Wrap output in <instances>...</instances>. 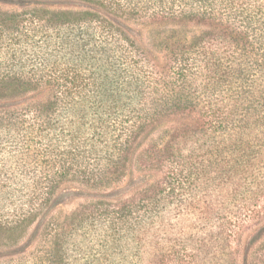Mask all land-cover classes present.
Wrapping results in <instances>:
<instances>
[{
    "label": "trees",
    "instance_id": "1",
    "mask_svg": "<svg viewBox=\"0 0 264 264\" xmlns=\"http://www.w3.org/2000/svg\"><path fill=\"white\" fill-rule=\"evenodd\" d=\"M81 1L115 13H148L153 20L201 13L202 25L210 28L214 24L220 32L215 37L206 29L188 40L173 42L166 83L169 91L176 93L173 98L164 102L154 98L161 91L157 82L162 78L152 70L134 84L130 102L122 103L118 94L130 84L116 80L124 65L119 54L138 50L134 44L130 48L123 43L111 22L88 9H0V100L42 86L57 89L53 99L0 111L1 150L18 155L21 163L15 167L23 178L19 182L21 195L0 199V264L23 256L30 244L22 239L49 207L61 181L109 184L127 166L148 128L167 115L190 122L183 121L161 146L149 144L135 154L142 162L158 167L160 179L140 196L89 203L61 222L49 221L42 240L51 247L41 252L40 262L68 264V248L78 246L72 239L77 231L86 245L103 237L89 238V232L97 235L101 230L115 240L122 228L130 227L139 231V241L153 237L157 242L160 232H167L168 227H185L180 217L188 213L183 214L181 207L184 212H198V220L213 227L230 228L243 223L244 217L253 221L264 218V34L239 31L238 24L223 21L221 14L211 20L213 0ZM197 3L199 6H194ZM244 4L222 1L221 9L238 15ZM244 19L247 25L260 20L253 13ZM62 54L75 58L74 67L68 68L69 58L60 60L66 57ZM88 63H102V83L81 76L80 67ZM88 95L100 102L101 115L89 118L83 112V103L90 101ZM112 110H117L114 116ZM124 110L131 112L126 125L115 117ZM115 124L121 132L110 142L114 154L108 157L106 150L107 160L98 159V151L109 147L103 139L106 130ZM36 145L44 146L43 154L37 147L35 153ZM92 154L96 158L92 159ZM39 155L43 160L37 167L27 159ZM94 160L96 165L90 163ZM6 184L0 179V190L9 191ZM229 206L234 212L226 217L224 211ZM241 211L249 216L241 218ZM230 236L226 234V239ZM183 258L180 256L177 264H182Z\"/></svg>",
    "mask_w": 264,
    "mask_h": 264
},
{
    "label": "rangeland",
    "instance_id": "2",
    "mask_svg": "<svg viewBox=\"0 0 264 264\" xmlns=\"http://www.w3.org/2000/svg\"><path fill=\"white\" fill-rule=\"evenodd\" d=\"M227 0H213L211 6L213 11L211 20L215 21L222 15V20L227 21L229 24L239 25V31L247 32L254 35L264 34L262 24L264 22V0H237L246 3L238 8V11L244 7V11L237 15L234 12L229 14L221 9V2ZM40 6L50 9H70V10H92L98 12L105 20L111 22L114 27L121 34L124 44H128L130 48L137 47L138 52L132 53L124 50L125 53L119 54L123 62L122 76L116 78L119 84L129 82L130 86L126 84V88L122 89L121 95L118 97L122 103H128L131 97H134V84L144 80L146 71L154 70L160 73L161 81L158 80L157 85L161 91L155 93L153 96L160 101H166L175 96V92L169 91L167 86L169 74V48L173 42L177 40H188L189 38L200 34L206 29H210L213 36H218L220 32L219 26L211 24V27L202 25L200 20L201 13H190L182 16H168V19H150L148 13H139L140 11L129 10L126 12H111L96 4L84 2L81 0H0V9L6 11L22 10L25 8ZM199 6V4H194ZM240 6V4H239ZM202 9V7H200ZM223 11V12H222ZM257 14L260 20H253L248 25L244 17L247 14ZM176 19V20H175ZM264 26V23H263ZM139 53V54H138ZM118 55V56H119ZM63 60H68V68L74 67L73 61L75 59L68 55ZM58 59V58H57ZM141 59V60H140ZM144 66L141 68L140 64ZM64 67V66H63ZM83 77L90 78L91 81L102 83L103 76L100 72L102 70V63L98 65L93 63L83 64L80 67ZM144 70V72H143ZM93 73L95 77H93ZM55 78V77H54ZM94 78V79H93ZM131 78V81L129 80ZM52 80V78L50 79ZM133 80V81H132ZM53 81V80H52ZM152 81V80H151ZM153 82V81H152ZM54 82H52L53 84ZM167 86V88H165ZM56 86H42L39 89L31 90L27 93L16 96L15 98L0 100V111L7 109H23L26 106L42 103L48 99L56 97ZM89 96V95H88ZM90 101L84 102L82 106L83 112L87 117L92 118L95 115H101L99 107L100 102L93 99L92 96L88 97ZM77 100H80L78 98ZM132 108V105L128 107ZM70 111V110H68ZM117 110H112L111 116ZM71 112V111H70ZM118 113V114H117ZM115 117L125 121L130 117L131 112L124 110V112H117ZM183 121L190 122L188 119H180L177 116L167 115L160 120H157L151 125L146 133L140 138L138 147L135 149V154L142 148L147 147L149 144H156L161 146L168 138L172 131L181 125ZM121 128V127H120ZM108 130V131H107ZM106 130V138L108 149L98 151L96 155L105 158L107 150L108 157L114 154V149L110 147V142L116 140L117 135L121 132L119 125L109 126ZM7 138V137H6ZM10 140V139H9ZM37 140L34 138V142ZM4 145H0L1 147ZM41 149L43 154L44 146H35V153L37 148ZM34 148V147H33ZM32 148V149H33ZM102 150V149H101ZM18 151V150H17ZM135 154L131 156L127 166L124 167L120 176L110 181L107 185L91 186L79 181H61L56 188L53 199L49 207L39 217V220L28 228V232L23 239L22 243L30 244L25 247V253L19 259H12V262L18 261L17 264H43L40 262L42 251L49 249L51 245H47L42 236L44 225L49 221L61 222L65 216L69 215L72 211L79 207L98 201L104 202H117L130 197L140 196L142 191L157 182L161 177V171L158 167L150 165L149 163L142 162L141 158ZM95 155L92 154L91 158L94 159ZM42 158V159H41ZM96 158V157H95ZM28 161L35 163L36 167L41 164L43 157L41 155L27 157ZM25 160V158H23ZM21 159L15 153L7 151H0V179L3 183H7L10 187L9 191L1 188L0 199L4 197L15 198L21 195L20 181L23 180L22 176L16 170ZM96 165V161L90 162ZM100 164V162H99ZM3 202L0 201V210L3 208ZM182 213H188L186 217H190L189 221L182 218L185 222L182 229L176 224L175 228L167 232L161 233V239L154 241L153 237H149L146 242L139 241V231L133 227L132 229L122 228L119 235H115V240L101 230V234L89 232L88 237L93 235L95 238L103 236L101 241L92 242L86 245L81 239V231L73 234L72 239L77 241V248L70 246L67 250L66 263L68 264H177L178 258L184 257L182 264H264V218L258 217L253 221L251 218L247 220L243 218L249 214L242 212L240 217L243 218V223L228 228L226 227H213L208 224L204 225L198 220V212L190 210ZM229 209L225 210L226 217L234 212ZM179 209V208H178ZM7 210V209H5ZM4 210V211H5ZM238 212V211H237ZM179 218V219H180ZM50 219V220H49ZM169 221V220H168ZM177 221V220H176ZM260 221L259 224L256 222ZM193 224L190 228L189 224ZM175 220H172V225ZM210 225V226H209ZM163 227L168 224L162 223ZM97 232V233H98ZM171 234V235H170ZM226 234H230V239H226ZM114 236V235H113ZM71 240L70 243H74ZM23 259V260H22ZM22 260V261H21ZM10 262V264H14Z\"/></svg>",
    "mask_w": 264,
    "mask_h": 264
}]
</instances>
